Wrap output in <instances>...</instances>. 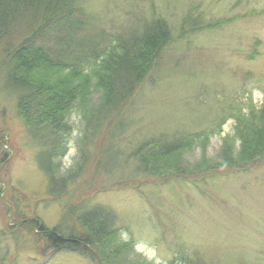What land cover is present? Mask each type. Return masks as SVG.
<instances>
[{
	"label": "rangeland",
	"instance_id": "374dc122",
	"mask_svg": "<svg viewBox=\"0 0 264 264\" xmlns=\"http://www.w3.org/2000/svg\"><path fill=\"white\" fill-rule=\"evenodd\" d=\"M80 3L91 31L101 32L102 45L111 47L102 63L79 70L41 62L23 70L72 100L57 130L65 149L57 172L69 174L87 160L59 198L45 193L47 180L34 159L37 144L0 73V230L9 248L1 264H99L93 249V259L60 252L46 260L48 249L29 228L35 217L54 226L63 209L78 202L117 215L102 249L105 264H264V131L259 139L255 131L264 125V0ZM157 23L166 31L158 55L154 50L149 61L148 51L130 52L145 72L124 107L130 124L112 139L118 162L107 174L96 172L98 151L87 121L111 89L107 68L122 44L131 49L135 29ZM110 130H102L99 142ZM174 135L179 149L147 172L138 169L132 154L139 143Z\"/></svg>",
	"mask_w": 264,
	"mask_h": 264
},
{
	"label": "trees",
	"instance_id": "16d2710c",
	"mask_svg": "<svg viewBox=\"0 0 264 264\" xmlns=\"http://www.w3.org/2000/svg\"><path fill=\"white\" fill-rule=\"evenodd\" d=\"M83 15L80 0H0V73L7 92L15 95L16 107L26 121L28 135L37 144L34 159L47 180L45 193L53 198L63 196L70 185L75 184L84 171L87 158L84 157L69 174H58L56 161L65 149L64 143L57 138V130L63 129L60 122L72 100L70 96L64 99L60 92H49L45 85L31 80L23 70L41 62L79 70L102 63L101 57L106 56L111 47L102 45L101 32H92ZM14 35H19L18 42H13ZM165 36L166 31L159 23L145 26L140 32L135 29L129 38L131 49L120 44L122 53L107 68V84L111 89L87 121V129L91 128V138L98 151L96 172L107 174L118 162L117 154L111 152L112 139H117L130 124L123 116L124 107L143 81L145 70L140 69L130 52L136 49L148 51L149 61L153 60L166 43ZM225 119L223 117L217 123L218 127ZM260 121L264 122V119ZM108 126L111 130L102 137L103 142H99L102 130ZM255 131L259 139L264 125ZM253 140L259 141L256 137ZM155 142L146 139L133 151V159L139 163L138 169L142 172H147L148 167L160 161L162 156L179 149L181 140L174 135L170 140ZM167 178L163 177V182L169 181ZM28 223L29 228L37 229L40 240L48 249L46 260L60 252H76L93 259V249L100 255L99 264H105L102 249H106L107 238L115 229L117 215L109 207L78 202L66 206L52 227L46 226L38 217ZM4 238L0 230V264L9 255ZM193 264L200 262L196 260Z\"/></svg>",
	"mask_w": 264,
	"mask_h": 264
}]
</instances>
